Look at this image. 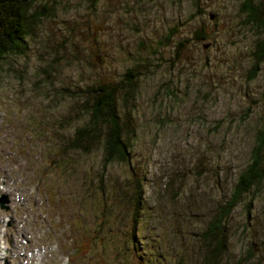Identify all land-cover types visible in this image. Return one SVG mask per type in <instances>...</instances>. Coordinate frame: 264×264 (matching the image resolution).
<instances>
[{
    "label": "rangeland",
    "instance_id": "1",
    "mask_svg": "<svg viewBox=\"0 0 264 264\" xmlns=\"http://www.w3.org/2000/svg\"><path fill=\"white\" fill-rule=\"evenodd\" d=\"M243 1L30 0L46 14L0 60V264H77L75 220L93 242L78 264H264V179L221 218L222 252L200 237L260 139L264 159V29ZM102 82L127 124L126 161L100 169L93 148L59 162ZM98 178L104 197L89 192Z\"/></svg>",
    "mask_w": 264,
    "mask_h": 264
},
{
    "label": "trees",
    "instance_id": "2",
    "mask_svg": "<svg viewBox=\"0 0 264 264\" xmlns=\"http://www.w3.org/2000/svg\"><path fill=\"white\" fill-rule=\"evenodd\" d=\"M243 2L241 5L242 9L251 23L258 28L264 29V0H244ZM29 4L30 0H0V60L6 53H22L24 37L27 34L28 28L35 21L39 20V14H46L44 7L41 9L42 11H30ZM263 46L264 41H260L255 53L257 59L264 58ZM129 70L128 72L126 70V73L122 75L127 87H130V78L132 76L131 70ZM89 90L90 92L88 93H92V99L82 109V112H86L87 114V120L83 124L73 128L71 135L66 138L62 146L58 147L55 154L59 158L58 161L62 162L63 158L60 153L62 151V153H65L67 150H78L82 153H88L93 148H100L102 157L99 167L100 169H104L112 161H126L129 152L128 139L124 135L127 124L121 120L116 109V88L109 86L106 82H102L94 87H90ZM123 99L124 101H131L132 95L128 92ZM262 143L263 141L260 139L259 144L252 151L250 162L236 176L228 199L219 208V218L214 226L211 224L203 229L202 236L200 235V237L203 240L206 238L204 241L206 244L213 241L220 249L224 248L223 241L220 240L221 238L212 237L222 227L220 224L221 218L230 213L241 194L264 179V159L261 157L262 162L259 157V149ZM97 180L98 183L95 185V188L89 192L94 190L100 194V197H104V187L102 186L101 178ZM132 183V191L128 194L126 200L135 208V215V211L137 208L139 209L143 197L139 182L134 180ZM90 184L91 181L89 180ZM120 198H124V195ZM75 224L76 227H72L74 229L77 228V232L74 231L73 235L69 237L71 252L68 257L71 263L78 264L81 260L79 259L80 257H83L87 251H92L93 242L89 241L83 230H79L77 220H75ZM132 238L133 236L130 233V240ZM215 254L212 253L211 255ZM90 257L93 258L92 255ZM82 263H84V259H82Z\"/></svg>",
    "mask_w": 264,
    "mask_h": 264
},
{
    "label": "flooded vegetation",
    "instance_id": "3",
    "mask_svg": "<svg viewBox=\"0 0 264 264\" xmlns=\"http://www.w3.org/2000/svg\"><path fill=\"white\" fill-rule=\"evenodd\" d=\"M220 230H222L221 228H220ZM222 234V233H221ZM219 238H222V236L221 237H219ZM211 240V239H210ZM221 240V239H220ZM224 240V239H223ZM222 241V240H221ZM223 244H224V242H223ZM207 247H208V244H206L205 242H204V248H205V251H206V253H208V251H207ZM222 250H223V248L222 249H220L217 245H216V243L214 242V243H212V246H211V249H210V254H214V253H216L215 255H211V256H216L217 255V253H219V252H222Z\"/></svg>",
    "mask_w": 264,
    "mask_h": 264
},
{
    "label": "water",
    "instance_id": "4",
    "mask_svg": "<svg viewBox=\"0 0 264 264\" xmlns=\"http://www.w3.org/2000/svg\"><path fill=\"white\" fill-rule=\"evenodd\" d=\"M8 197L7 194H0V209L7 210L8 209Z\"/></svg>",
    "mask_w": 264,
    "mask_h": 264
}]
</instances>
